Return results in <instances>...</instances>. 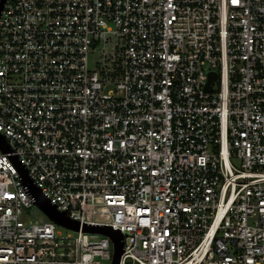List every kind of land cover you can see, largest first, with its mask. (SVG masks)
<instances>
[{"label": "built area", "instance_id": "obj_1", "mask_svg": "<svg viewBox=\"0 0 264 264\" xmlns=\"http://www.w3.org/2000/svg\"><path fill=\"white\" fill-rule=\"evenodd\" d=\"M1 5L0 264H264V0Z\"/></svg>", "mask_w": 264, "mask_h": 264}, {"label": "water", "instance_id": "obj_2", "mask_svg": "<svg viewBox=\"0 0 264 264\" xmlns=\"http://www.w3.org/2000/svg\"><path fill=\"white\" fill-rule=\"evenodd\" d=\"M1 9H2V5L0 6V12H1ZM216 78V75L213 77V74H212V78L210 79V82L208 83V88L211 89V81L213 79ZM0 142L2 144V146L4 148H8L7 146V143H6V140L5 138L0 134ZM20 169L25 177V180L26 182L35 187L32 183V180L29 178L28 176V173H27V170L23 167V165H20ZM35 189L38 190V188L35 187ZM44 209L50 214V216L56 220L58 223L60 224H63V225H66L68 227H72V228H75V229H78L79 228V223L72 220L70 217H68V215L66 213H62V212H59L56 210V207L55 206H52L50 204H45L44 205ZM86 229L88 230H92V231H96V232H102V233H105V234H108L110 235L114 242H115V256H114V259H115V263L114 264H119L120 262V258L123 254V246H124V241H123V234L119 231V230H113L111 227L109 226H103V227H100V226H86L85 227Z\"/></svg>", "mask_w": 264, "mask_h": 264}, {"label": "rangeland", "instance_id": "obj_3", "mask_svg": "<svg viewBox=\"0 0 264 264\" xmlns=\"http://www.w3.org/2000/svg\"><path fill=\"white\" fill-rule=\"evenodd\" d=\"M98 58L97 53H91L90 54V59H91V64L93 66L94 62L96 61V59ZM99 263H101V261H99ZM105 264H110L109 261H106Z\"/></svg>", "mask_w": 264, "mask_h": 264}]
</instances>
